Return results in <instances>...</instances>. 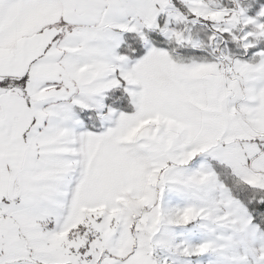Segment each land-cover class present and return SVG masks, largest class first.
Returning <instances> with one entry per match:
<instances>
[{
    "label": "snow or ice",
    "instance_id": "snow-or-ice-1",
    "mask_svg": "<svg viewBox=\"0 0 264 264\" xmlns=\"http://www.w3.org/2000/svg\"><path fill=\"white\" fill-rule=\"evenodd\" d=\"M0 264H264V0H0Z\"/></svg>",
    "mask_w": 264,
    "mask_h": 264
}]
</instances>
